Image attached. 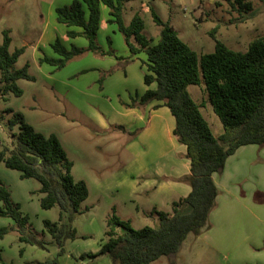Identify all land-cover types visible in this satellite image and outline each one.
<instances>
[{
    "label": "rangeland",
    "instance_id": "rangeland-1",
    "mask_svg": "<svg viewBox=\"0 0 264 264\" xmlns=\"http://www.w3.org/2000/svg\"><path fill=\"white\" fill-rule=\"evenodd\" d=\"M72 1L0 0V44L2 33L7 31L11 39L9 54L23 49L14 68L27 65V73L33 77V81L15 82L22 92L19 97L12 93L2 95L0 91V150L12 146L18 127H10L9 122L12 114L19 113L34 132L57 138L72 163L71 177L76 182L82 181L87 189V198L73 214L72 221H68L69 214L65 213L59 222L58 207L41 209L39 183L21 179L18 172L0 163V181L8 188L29 230L40 242V246L20 243L13 221L0 218V228L8 229L0 237V264H40L53 260L57 264H111L106 256L80 259L82 255L99 251L109 218L115 216L127 221L135 230L157 225L155 215L149 214L154 207L153 197L142 199L121 184L129 179L127 164L131 160L124 145L137 138L141 129L137 127L127 136L112 129L102 132L93 123L96 116L107 117L119 100L127 98L129 92L125 94L122 83L134 73L140 74L145 55L141 53L128 59L122 35L116 25L108 22V10L101 9L96 43L104 55L85 52L61 69L38 63L44 57H60L51 49L55 40L67 50L86 49L83 38L68 39L65 27L55 22V9ZM248 1L252 4V15L241 24L237 23V11L224 0H125L121 15L127 26L138 14L143 22L141 34L155 43L160 28L153 21V12L176 31L199 60L214 50L211 33L215 40L237 52L246 51L249 42L264 33V8L259 0ZM47 22L54 26L49 25L50 31L39 46L37 43ZM202 90V86L187 88L192 100L202 105L200 113L212 135L217 137L223 129ZM220 175L218 201L208 219L210 229L198 237L188 235L172 262L160 257L152 264H264V246L258 252L251 249L264 241V146L239 148L227 159ZM135 187L138 191V185ZM157 207L161 212L171 213V205ZM44 221L63 228V236L67 237L60 238L61 255H58L57 243L45 231ZM255 237L257 242L253 244ZM210 242L216 251L207 247L211 246Z\"/></svg>",
    "mask_w": 264,
    "mask_h": 264
},
{
    "label": "trees",
    "instance_id": "trees-1",
    "mask_svg": "<svg viewBox=\"0 0 264 264\" xmlns=\"http://www.w3.org/2000/svg\"><path fill=\"white\" fill-rule=\"evenodd\" d=\"M125 0H73L70 5L55 9V22L66 29L68 39L83 38L86 49L64 48L58 40L51 49L59 58H43L39 64L48 63L56 69L63 68L75 57L85 52L104 55L97 46L96 35L100 23L101 5L108 10L109 23L116 25L129 53V60L139 54L144 67L143 84L154 89L145 91L131 100L127 106L142 111L151 103L153 107L166 108L174 120L172 131L178 145L185 148L189 162V174L179 181L187 184L189 194L171 203V213L152 210L156 227L133 229L129 222L112 216L106 221L104 243L94 254L80 259L109 258L111 264H151L160 257L172 262L188 235L198 237L210 229L209 215L216 206L218 190L212 179L222 173L227 159L246 146H264V33L251 40L246 51L228 49L214 39L213 52L197 59L196 54L183 43L176 31L163 23L153 12L152 18L160 28L155 43L141 33L143 22L135 14L126 26L122 20ZM129 1V0H126ZM239 14L238 24L248 21L252 4L248 0H224ZM264 8V0H259ZM0 44V91L21 96L16 86L18 80L33 81L27 73L28 66L15 69L14 65L23 49L8 52L11 39L4 31ZM189 86H202L212 112L219 120L223 132L214 137L200 113L201 104L190 97ZM8 113L12 110L8 109ZM17 125L12 146L0 150V163L8 170L18 172L21 179L39 183L40 207L59 209V222L67 216L72 221L74 213L87 198L82 181H74L70 175L72 163L67 159L54 135L43 136L24 122L21 114H12L9 126ZM0 218L13 221L20 243L40 246L29 230L26 218L11 199L8 188L0 181ZM45 231L57 243L58 255L62 253L60 242L63 228L56 223L43 222ZM8 232L0 228V237ZM73 235L70 234V238ZM40 264H57L55 260Z\"/></svg>",
    "mask_w": 264,
    "mask_h": 264
},
{
    "label": "crops",
    "instance_id": "crops-1",
    "mask_svg": "<svg viewBox=\"0 0 264 264\" xmlns=\"http://www.w3.org/2000/svg\"><path fill=\"white\" fill-rule=\"evenodd\" d=\"M101 9L102 11L104 9L107 10L103 5ZM49 25L54 26L49 22L44 24L37 43L39 46L44 36L50 31ZM144 70L142 66L139 69L140 74L134 73L132 77H127L124 80L122 84L125 87V94L127 91L129 92L127 98L119 100L118 106H113L112 113L107 115V117L96 116L93 123H96L102 132L112 129L127 136L135 128L141 129L137 138L129 140L124 145V151L131 160L127 164L129 179L122 181L121 184L130 188L135 195H138L142 199L149 200L153 197L152 204L154 207L152 210L159 211L157 206L168 207L171 203L183 199L189 194V186L179 181L189 174V162L185 159V148L178 145L173 137L174 120L166 108L162 106L153 107L157 103L149 104L142 111L127 107L131 100L140 97L147 90L154 89V84L148 87L143 84ZM131 81L135 85V88H137L136 91H133L135 88L132 87ZM116 96L118 95L116 94ZM212 179L218 189L221 175L220 177L219 175H213ZM137 185L139 190L135 191V186ZM216 199L218 201V198ZM234 211L230 212V215ZM256 242L257 237H255L253 244ZM210 243L211 246L207 245V247L210 251H216L212 245L213 242ZM263 246L264 241L257 242L251 249L258 252V250H262ZM226 253L229 252L226 251Z\"/></svg>",
    "mask_w": 264,
    "mask_h": 264
}]
</instances>
